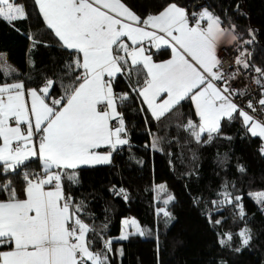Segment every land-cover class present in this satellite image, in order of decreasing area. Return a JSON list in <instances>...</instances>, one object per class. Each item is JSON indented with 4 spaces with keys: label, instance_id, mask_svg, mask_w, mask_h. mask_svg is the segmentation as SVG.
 Returning a JSON list of instances; mask_svg holds the SVG:
<instances>
[{
    "label": "snow or ice",
    "instance_id": "snow-or-ice-1",
    "mask_svg": "<svg viewBox=\"0 0 264 264\" xmlns=\"http://www.w3.org/2000/svg\"><path fill=\"white\" fill-rule=\"evenodd\" d=\"M33 4L60 46L69 51L70 60L58 81L45 78L38 88H26L18 79L0 82V176L5 178L0 193L7 197L0 199V264H110L112 241L85 222L83 202H73L65 182L78 183V168L110 163L112 153L129 143L119 109L133 99L131 94L139 98L140 110L157 121L169 113L178 115L182 102L190 101L198 121L185 118L177 127L196 143L205 134V142L221 135L222 121H232L234 113L253 137L264 139V120L234 102V95L243 96L244 91L229 86L235 73L226 74L217 56L225 38L237 39L234 26L223 27L224 21L207 9L190 15L172 2L142 19L122 0ZM27 16L24 4L0 0V19L11 23ZM162 48L170 50V58L154 60L153 49ZM243 55L235 63L248 68ZM254 70L264 77V69ZM15 72L0 56V75L11 77ZM117 78L126 81L129 91H116ZM57 83L61 95L54 97ZM256 83L264 89L261 79ZM258 104L264 115V96ZM247 107L253 113L257 110L251 100ZM152 147L159 150L155 138ZM32 160L40 162L39 172L29 170ZM9 173L22 178L23 198L7 178ZM222 195L221 204L242 200L228 192ZM253 195L264 209V192ZM237 207L243 218V204ZM163 214L169 216L167 211ZM131 225L143 234L135 220ZM239 235L247 245L249 230ZM226 236L227 241L232 239L230 233ZM97 238L102 250L94 248Z\"/></svg>",
    "mask_w": 264,
    "mask_h": 264
},
{
    "label": "trees",
    "instance_id": "trees-1",
    "mask_svg": "<svg viewBox=\"0 0 264 264\" xmlns=\"http://www.w3.org/2000/svg\"><path fill=\"white\" fill-rule=\"evenodd\" d=\"M18 2L25 5L27 19L11 23L0 19V54L7 55L19 74L0 75V82L18 79L24 81L26 88H38L45 78L58 81L64 63L70 60L69 51L46 27L33 0ZM122 2L142 19L172 2L186 8L190 15L207 9L224 21L223 27L234 26L238 38L235 49L247 52L254 69H264V0ZM169 56L168 50L154 55L156 60ZM115 89L129 91L126 81L120 78ZM51 94L61 95L58 83L53 85ZM131 95L133 99L119 109L124 114L129 144L114 152L109 165L78 168L79 182H65V192L73 202H83L85 222L112 241L110 264H264V215L253 195L264 192L261 140L250 135L235 113L232 121H222L221 135L205 142V134L196 143L183 128L177 127L185 118L198 121L190 101L182 102L178 115L169 113L157 121L147 110L142 112L139 98ZM154 138L159 150L152 147ZM29 164L30 171L41 170L38 160ZM241 168L245 171L241 172ZM7 178L12 179L23 198L20 175L9 173ZM4 179L0 176V182ZM159 184H165L166 194L174 198L167 205L155 197L154 189ZM225 192L242 200L221 204ZM6 198L0 193V199ZM237 203L243 204V218ZM165 206L173 220L170 225L160 212ZM129 217L137 220L143 234L116 241L123 220ZM216 220L221 223L216 224ZM245 229L251 237L247 245L239 235ZM227 233L232 236L230 241ZM221 240L227 243L221 244ZM94 248L102 250L98 238Z\"/></svg>",
    "mask_w": 264,
    "mask_h": 264
},
{
    "label": "built area",
    "instance_id": "built-area-1",
    "mask_svg": "<svg viewBox=\"0 0 264 264\" xmlns=\"http://www.w3.org/2000/svg\"><path fill=\"white\" fill-rule=\"evenodd\" d=\"M241 53L244 54L241 59L248 63V68H244L242 64L235 63V60L237 57H240ZM217 56L221 61L220 67L226 74L235 73V79L229 81V86L234 90L244 91L243 96L234 95V102L243 108L244 111L249 112V114L254 115L260 120H264V115L261 114V106L258 104V100L264 96V89L261 88V85L256 83L257 79H261L262 83H264V80L250 65L247 52H238L235 48L221 47L217 50ZM249 100H251L257 109L254 113L247 107V102ZM262 147H264L263 144L260 147V151ZM262 212L264 215V209H262Z\"/></svg>",
    "mask_w": 264,
    "mask_h": 264
},
{
    "label": "rangeland",
    "instance_id": "rangeland-1",
    "mask_svg": "<svg viewBox=\"0 0 264 264\" xmlns=\"http://www.w3.org/2000/svg\"><path fill=\"white\" fill-rule=\"evenodd\" d=\"M3 57H6V54H4ZM154 191H155L156 199L159 200V201H162L165 205L169 204L174 199L172 195H167L166 194L167 189H166V185L165 184L156 185ZM165 201H168V202L165 203ZM161 210H163V211H160L162 214H163L164 211H167L166 210V206L163 207ZM126 220L129 221V225L128 226H125V224H124V221H126ZM132 220H135L137 222V220L134 217L125 218L123 220V222H122V232H121V234L118 237L115 238L116 241H125V240H127V239H120V237L122 235H125V234H127L128 237L130 235H133V234H140V232L137 231V228L135 226L131 225V221ZM165 221H166L167 225H170L173 220H172L171 216L169 215V216H165ZM137 224H138V222H137ZM138 226H139V224H138ZM139 228H140V226H139Z\"/></svg>",
    "mask_w": 264,
    "mask_h": 264
},
{
    "label": "crops",
    "instance_id": "crops-1",
    "mask_svg": "<svg viewBox=\"0 0 264 264\" xmlns=\"http://www.w3.org/2000/svg\"><path fill=\"white\" fill-rule=\"evenodd\" d=\"M17 2H18V0H17ZM18 3H20V2H18ZM202 11V10H201ZM235 33V32H234ZM235 35H236V33H235ZM236 37H237V35H236ZM238 39V38H237ZM237 39L236 40H232L231 38H225V40L224 41H222L220 44H219V46H218V48H217V50L218 49H220L221 47H230V48H235V46H236V43H237ZM162 50H168V49H166V48H162L160 51H162ZM153 51L156 53V51H155V49H153ZM169 52H170V50H168ZM4 54H0V56H3ZM5 59H6V62H7V64H9V65H11L14 69H16V72L13 74V75H16V74H19V70L8 60V57H7V55H6V57H4ZM154 58V60H156L155 59V57H153ZM169 58H170V56H169ZM169 58H167V59H169ZM167 59H165V60H167ZM165 60H156V61H165ZM235 114V113H234ZM251 135V134H250ZM252 136V135H251ZM258 139H260L261 140V142H262V144H263V146H264V139H262V138H260V137H258V136H256ZM128 138V137H127ZM129 144V143H128ZM127 144V145H128ZM123 146H125V145H123ZM123 146H119L118 148H117V150L119 149V148H122ZM100 151H105L104 149H101ZM115 152V151H114ZM114 152L112 153V156H111V162H112V158H113V154H114ZM110 162V163H111ZM110 163H105V164H96V165H93V166H82V167H94V166H104V165H109ZM82 167H80V168H82Z\"/></svg>",
    "mask_w": 264,
    "mask_h": 264
}]
</instances>
